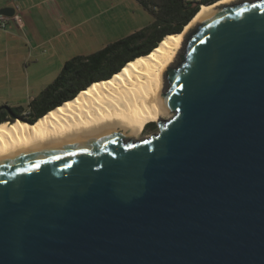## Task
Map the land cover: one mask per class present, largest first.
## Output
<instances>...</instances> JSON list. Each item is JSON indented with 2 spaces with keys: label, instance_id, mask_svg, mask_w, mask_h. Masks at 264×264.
I'll return each mask as SVG.
<instances>
[{
  "label": "water",
  "instance_id": "1",
  "mask_svg": "<svg viewBox=\"0 0 264 264\" xmlns=\"http://www.w3.org/2000/svg\"><path fill=\"white\" fill-rule=\"evenodd\" d=\"M183 45L157 131L0 158V264H264V0L216 8Z\"/></svg>",
  "mask_w": 264,
  "mask_h": 264
},
{
  "label": "rangeland",
  "instance_id": "2",
  "mask_svg": "<svg viewBox=\"0 0 264 264\" xmlns=\"http://www.w3.org/2000/svg\"><path fill=\"white\" fill-rule=\"evenodd\" d=\"M12 1L20 21L0 25V107L22 106L23 114L65 60L96 51L153 19L138 0ZM169 116L165 113L162 119ZM157 129L142 130L135 137Z\"/></svg>",
  "mask_w": 264,
  "mask_h": 264
},
{
  "label": "bare ground",
  "instance_id": "3",
  "mask_svg": "<svg viewBox=\"0 0 264 264\" xmlns=\"http://www.w3.org/2000/svg\"><path fill=\"white\" fill-rule=\"evenodd\" d=\"M228 2L202 4L180 32L166 34L148 54L138 55L110 77L90 83L36 121H2L0 158L50 141L86 136L98 127L121 129L135 137L147 122L164 120L167 110L159 97L165 87V68L175 62L190 28Z\"/></svg>",
  "mask_w": 264,
  "mask_h": 264
},
{
  "label": "trees",
  "instance_id": "4",
  "mask_svg": "<svg viewBox=\"0 0 264 264\" xmlns=\"http://www.w3.org/2000/svg\"><path fill=\"white\" fill-rule=\"evenodd\" d=\"M152 16V21L119 39L88 54H76L64 61L54 79L32 97L26 106L29 117H18L32 123L61 104L73 98L90 83L105 79L117 72L126 62L138 55L148 54L169 33L179 32L198 11L184 0H138ZM21 111L22 106L10 107ZM8 120L0 117V123ZM155 121L147 122L143 130H154Z\"/></svg>",
  "mask_w": 264,
  "mask_h": 264
},
{
  "label": "built area",
  "instance_id": "5",
  "mask_svg": "<svg viewBox=\"0 0 264 264\" xmlns=\"http://www.w3.org/2000/svg\"><path fill=\"white\" fill-rule=\"evenodd\" d=\"M184 1L189 3L192 6H198V9H199V7L202 4H207L208 0H184ZM8 18H9L8 15L0 14V22H1L0 25L4 27L5 22ZM10 18H13L17 22L20 21L19 13L15 12V9H14V14L12 16H10Z\"/></svg>",
  "mask_w": 264,
  "mask_h": 264
},
{
  "label": "flooded vegetation",
  "instance_id": "6",
  "mask_svg": "<svg viewBox=\"0 0 264 264\" xmlns=\"http://www.w3.org/2000/svg\"><path fill=\"white\" fill-rule=\"evenodd\" d=\"M217 1H219V0H208L207 3H212V2H217ZM232 1H238V0H230V2H232ZM228 3H229V2H228ZM22 112H23V111H14L13 113H14L16 116H17V114H22V115H24V116L29 117L28 112H27V114H23ZM0 117H4V118H6V119H8V120H12V118L10 117L8 111H7L5 108H0Z\"/></svg>",
  "mask_w": 264,
  "mask_h": 264
},
{
  "label": "crops",
  "instance_id": "7",
  "mask_svg": "<svg viewBox=\"0 0 264 264\" xmlns=\"http://www.w3.org/2000/svg\"><path fill=\"white\" fill-rule=\"evenodd\" d=\"M6 6H9V7H12L14 8V4H13V1L12 0H0V9L2 7H6ZM15 9V8H14ZM15 12H16V9H15ZM9 18L7 20H14L13 18H10V16H8ZM6 20V21H7ZM37 95V94H36Z\"/></svg>",
  "mask_w": 264,
  "mask_h": 264
}]
</instances>
